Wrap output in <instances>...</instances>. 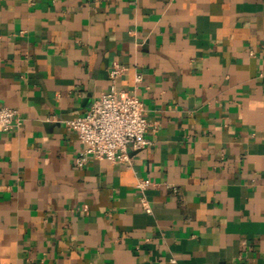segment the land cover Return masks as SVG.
<instances>
[{
	"label": "crops",
	"instance_id": "obj_1",
	"mask_svg": "<svg viewBox=\"0 0 264 264\" xmlns=\"http://www.w3.org/2000/svg\"><path fill=\"white\" fill-rule=\"evenodd\" d=\"M113 61L150 143L78 165ZM2 104L0 264H264V0H0Z\"/></svg>",
	"mask_w": 264,
	"mask_h": 264
},
{
	"label": "built area",
	"instance_id": "obj_2",
	"mask_svg": "<svg viewBox=\"0 0 264 264\" xmlns=\"http://www.w3.org/2000/svg\"><path fill=\"white\" fill-rule=\"evenodd\" d=\"M124 70L123 65L113 61L107 71L109 87L94 98L82 114L64 120L82 144L76 157L78 165L85 164L91 156L130 164L132 159L127 145L138 150L150 143L145 135L149 122L143 113V102L136 94L118 85ZM134 79L139 82L141 74L136 73ZM22 123L16 108L0 105V132L19 128ZM149 183V178H140L136 185L144 190ZM140 203L145 211H151L144 196Z\"/></svg>",
	"mask_w": 264,
	"mask_h": 264
}]
</instances>
